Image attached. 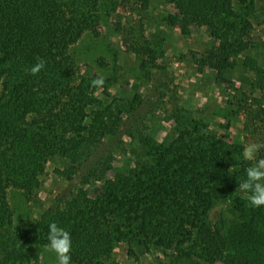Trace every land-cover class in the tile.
Instances as JSON below:
<instances>
[{
	"label": "rangeland",
	"instance_id": "1",
	"mask_svg": "<svg viewBox=\"0 0 264 264\" xmlns=\"http://www.w3.org/2000/svg\"><path fill=\"white\" fill-rule=\"evenodd\" d=\"M38 5L43 18L26 8V18L45 24L29 50L71 59L61 73L74 88L64 86L60 107L68 113L58 126L67 128L69 147L91 153L49 157L27 194L8 185L0 264H57L45 250L52 222L71 235V264H228L203 250L180 257L178 248L200 244L206 233L202 217L189 219L197 214V203L186 198L191 184L209 192L216 178L244 181L253 163L244 148L264 143V0ZM101 75L103 86L93 87ZM121 172L128 185L117 182ZM238 186L210 218L225 212L237 224L231 211L240 208L241 220L257 213L262 220L250 229L260 234L264 206L236 203L243 198ZM145 216L151 225L142 229ZM245 241L237 239L227 254H254Z\"/></svg>",
	"mask_w": 264,
	"mask_h": 264
},
{
	"label": "trees",
	"instance_id": "2",
	"mask_svg": "<svg viewBox=\"0 0 264 264\" xmlns=\"http://www.w3.org/2000/svg\"><path fill=\"white\" fill-rule=\"evenodd\" d=\"M54 2L55 0H31L24 3L20 0H0V196L3 200L0 205L6 211H8L6 191L10 183L22 188L27 194L36 188L37 184L34 183L38 181V176L42 174L49 157L62 155L77 159L91 153L90 150H81V146L69 147L68 144L72 142L66 140L67 128L58 126V123L61 125L64 123L65 115L68 113L66 105L60 107L64 86L74 88L71 81L62 78L61 73L63 67L67 68V61L71 59L54 54L51 50L49 52L29 50L31 44H35L37 39L42 37L45 24L42 21L35 23L36 18L29 16L26 18L27 6H32L30 14L40 12L42 16L40 18H43L47 13L43 11V6L38 4L47 7ZM19 30L21 33L16 34ZM44 42L52 41L42 40L41 44ZM38 58L45 60L46 64L38 74L33 75L30 69ZM260 126L264 130V121ZM49 141L52 144H49ZM55 142L60 146L54 144ZM263 151L264 149H261L259 155H262ZM224 168L225 166L222 171L228 173ZM216 169L211 171L218 174ZM188 173L191 174V170H188ZM127 175L128 173H118L117 182L128 185L131 179ZM203 175L210 176V173H202L201 176ZM117 182L109 181L108 184L116 186ZM238 182L232 178L213 179L209 181L211 184L209 192H205V188L196 182L191 184L188 192L193 193L186 194V198L197 203L195 206L197 214L189 216V219L202 217L204 219L202 228L206 233L200 244L193 246L191 243L188 247L178 248L180 257L203 250L213 262L264 264V228H261L260 234L250 229V224L261 222V215L249 213L241 220L239 213L243 211L239 208L231 211L239 224L225 216V212H221L222 215L216 222L210 218L212 210L218 203L227 202L233 196L234 186L239 185ZM241 194L243 198H235V202L244 206L246 198L244 193ZM152 215L150 218L154 217ZM146 225L151 224L145 216L141 228L144 229ZM25 230L28 231L29 228ZM8 231V228L0 229L3 233ZM241 238L246 240V244H254V249L250 251L254 254H237L236 250L232 254H227L226 247H237L236 241ZM182 243L184 242H180L179 245ZM236 258L239 261L236 262Z\"/></svg>",
	"mask_w": 264,
	"mask_h": 264
},
{
	"label": "clouds",
	"instance_id": "3",
	"mask_svg": "<svg viewBox=\"0 0 264 264\" xmlns=\"http://www.w3.org/2000/svg\"><path fill=\"white\" fill-rule=\"evenodd\" d=\"M46 61L38 58L31 67L33 75L38 74L44 67ZM105 78L101 75L92 81L93 87H102ZM264 149V143H250L243 150V157L248 161H253L246 169L247 179L239 182L238 190L245 194V198L252 207L264 206V158L257 159V154ZM49 243L45 250L56 254L57 264H71L72 239L70 233L59 227L56 222L49 224Z\"/></svg>",
	"mask_w": 264,
	"mask_h": 264
}]
</instances>
